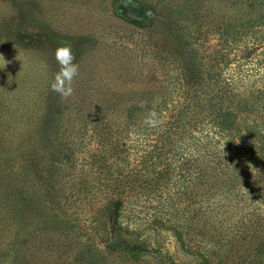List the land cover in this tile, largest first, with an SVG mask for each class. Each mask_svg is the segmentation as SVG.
I'll use <instances>...</instances> for the list:
<instances>
[{"label":"rangeland","instance_id":"obj_1","mask_svg":"<svg viewBox=\"0 0 264 264\" xmlns=\"http://www.w3.org/2000/svg\"><path fill=\"white\" fill-rule=\"evenodd\" d=\"M0 56V264H264V0H0Z\"/></svg>","mask_w":264,"mask_h":264},{"label":"trees","instance_id":"obj_2","mask_svg":"<svg viewBox=\"0 0 264 264\" xmlns=\"http://www.w3.org/2000/svg\"><path fill=\"white\" fill-rule=\"evenodd\" d=\"M262 1L263 0H260V2ZM260 6H261V3H260ZM220 18L221 17L215 20L217 25L222 24V23L224 24L225 22L223 19H220ZM211 78H212L211 76L204 78L206 80L205 84L208 86L207 87L208 97L206 98V100L209 106H212L213 102H216V100L217 101L220 100V98L222 97L221 93L217 91L216 81H213ZM190 79L191 77L189 76V73L187 74L185 73V71H182L181 74L179 75V81L182 85L183 94L185 95L186 99L184 103L182 104V107H180L178 111H183V107L194 106L197 103V101L200 99V94L202 93V91L204 92L203 85H201L200 87L193 88L190 84L191 83ZM97 112H98L97 109H95V113ZM111 192L107 194L109 196L112 195L114 200L112 201L110 205V209L107 211L105 215V220H106L107 228H108L110 235L114 237V243L112 245H107L105 248L108 250L120 251L124 253L126 256H128L129 258L135 259L141 253H146L148 251L141 244L127 241L119 235V228L116 222V218H117V211L122 203V200L120 199L119 194H114V192L113 193ZM55 249L62 250L63 247L60 244H57L55 245ZM57 253H60V252H57ZM57 256L59 257V254ZM33 259L36 260V256H34L32 260ZM14 261L15 259L13 260V263L11 264H19L18 256H16V261L15 262Z\"/></svg>","mask_w":264,"mask_h":264},{"label":"clouds","instance_id":"obj_3","mask_svg":"<svg viewBox=\"0 0 264 264\" xmlns=\"http://www.w3.org/2000/svg\"><path fill=\"white\" fill-rule=\"evenodd\" d=\"M4 60L2 56H0ZM54 59L58 65V71L54 74V79L50 85V91L58 94L63 99H68L74 93L73 80L78 75L77 57L70 43L64 42L54 51ZM5 61V60H4ZM6 65V62H5ZM145 123L154 126L156 121V113H149Z\"/></svg>","mask_w":264,"mask_h":264}]
</instances>
